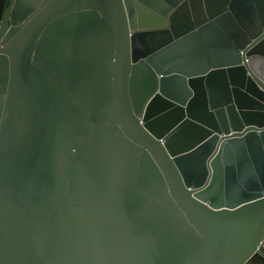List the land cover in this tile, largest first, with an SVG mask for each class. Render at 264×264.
Segmentation results:
<instances>
[{"label":"water","instance_id":"1","mask_svg":"<svg viewBox=\"0 0 264 264\" xmlns=\"http://www.w3.org/2000/svg\"><path fill=\"white\" fill-rule=\"evenodd\" d=\"M0 264H264V0H0Z\"/></svg>","mask_w":264,"mask_h":264},{"label":"flooded vegetation","instance_id":"2","mask_svg":"<svg viewBox=\"0 0 264 264\" xmlns=\"http://www.w3.org/2000/svg\"><path fill=\"white\" fill-rule=\"evenodd\" d=\"M8 6V3H6V7Z\"/></svg>","mask_w":264,"mask_h":264}]
</instances>
